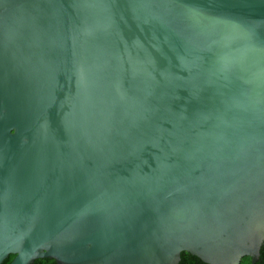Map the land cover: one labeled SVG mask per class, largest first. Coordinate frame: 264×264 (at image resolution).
<instances>
[{
    "label": "water",
    "instance_id": "95a60500",
    "mask_svg": "<svg viewBox=\"0 0 264 264\" xmlns=\"http://www.w3.org/2000/svg\"><path fill=\"white\" fill-rule=\"evenodd\" d=\"M264 0H0V264H256Z\"/></svg>",
    "mask_w": 264,
    "mask_h": 264
},
{
    "label": "trees",
    "instance_id": "16d2710c",
    "mask_svg": "<svg viewBox=\"0 0 264 264\" xmlns=\"http://www.w3.org/2000/svg\"><path fill=\"white\" fill-rule=\"evenodd\" d=\"M15 257V254H11L2 264H9L13 258ZM251 263V257L245 256L242 259L241 264H250ZM31 264H57L56 260L54 258H38ZM178 264H209L204 262L201 258H199L196 255L191 254L190 252L183 251L181 253V260ZM256 264H264V244L261 248V256L260 259L257 261Z\"/></svg>",
    "mask_w": 264,
    "mask_h": 264
}]
</instances>
